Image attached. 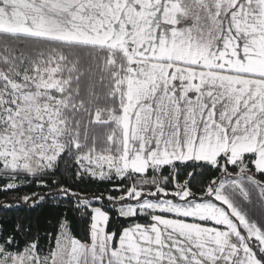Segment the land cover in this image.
I'll return each instance as SVG.
<instances>
[{
  "label": "snow or ice",
  "instance_id": "6c2138e0",
  "mask_svg": "<svg viewBox=\"0 0 264 264\" xmlns=\"http://www.w3.org/2000/svg\"><path fill=\"white\" fill-rule=\"evenodd\" d=\"M0 264H264V0H0Z\"/></svg>",
  "mask_w": 264,
  "mask_h": 264
}]
</instances>
